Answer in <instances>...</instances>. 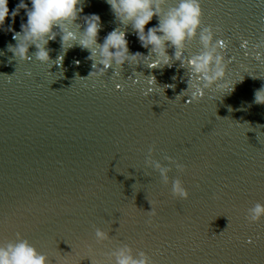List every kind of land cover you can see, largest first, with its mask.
<instances>
[{
	"label": "water",
	"instance_id": "water-1",
	"mask_svg": "<svg viewBox=\"0 0 264 264\" xmlns=\"http://www.w3.org/2000/svg\"><path fill=\"white\" fill-rule=\"evenodd\" d=\"M19 2L9 0L10 11ZM176 3L168 0L165 11ZM201 5L202 27L222 29L215 38L226 44L228 67L198 102L179 60L157 68L148 60L114 64L97 78L87 77L90 53L79 46L62 65L14 57L8 45L17 42L7 29L21 31L26 9L15 23L9 15L0 28V240L20 233L52 264L107 261L122 244L147 252L156 264H264V218L246 220L248 208L264 203V104L254 102L264 87V55L256 58L264 53L257 47L264 45V0ZM83 8L81 25L86 15L101 17L99 43L121 28L131 53L149 54L107 0H83ZM158 23L153 17L146 30ZM60 39L47 46L52 60L62 52ZM201 50L197 36L184 55ZM35 51L33 45L29 54ZM153 75L159 87L146 95ZM225 83L230 92L219 86ZM153 144V159L168 165L164 157L172 156L187 166L180 172L172 165L169 173L170 180H183L187 200L174 198L171 182L164 185L146 164ZM150 200L155 217L147 212ZM96 228L111 239L96 243Z\"/></svg>",
	"mask_w": 264,
	"mask_h": 264
},
{
	"label": "clouds",
	"instance_id": "clouds-1",
	"mask_svg": "<svg viewBox=\"0 0 264 264\" xmlns=\"http://www.w3.org/2000/svg\"><path fill=\"white\" fill-rule=\"evenodd\" d=\"M107 3L122 25H131L142 46L149 49L148 55L139 51L131 53L126 30L121 28L109 32L104 42L99 43L98 37L101 30L99 15L84 16L86 27L77 22L84 11L83 0H31L30 7L25 0H20L12 11L9 9V0H0V28H4L9 15L15 23V17L20 10L26 9L27 21L21 24V31L17 32L11 26L7 29L14 33L13 39L17 42L14 45H8V51L12 52L14 57L26 61L34 57L40 62L55 61L53 64L62 65L67 51L79 46L90 53L88 59L92 61L93 70L87 77L97 78L106 75L108 69L114 64L122 68L125 62L139 64L142 60H148V67L157 68L171 67L175 60H179L182 61L181 66L187 68L190 73L187 90L193 89L191 99L197 102L203 98V88H211L226 77L228 64L222 52L226 44L223 40L215 38L216 32L222 29L217 26L214 30L211 25L202 27L204 11L201 0H177L175 5L167 8V11L165 6L168 0H107ZM153 17L158 18V25L146 30V25ZM57 36L61 37L62 52L55 60H52L47 46ZM197 36H199L202 50L194 55L185 56L188 41L196 39ZM33 45L36 51L30 55L29 49ZM261 46L264 45H257V47ZM169 47L175 48L174 56L168 54ZM152 54H155V59H152ZM262 55L264 53H256V58L260 59ZM147 78L150 87L146 95L158 86L154 75ZM219 86L228 89L226 92H230L233 87L229 88L228 83ZM122 87L121 84L116 85L117 89ZM165 87H174V85H165ZM254 102L264 104V87L256 90ZM155 151L156 146L153 144L148 149L146 164L160 173L164 185L171 182L170 192L174 198L187 200L190 197V191L185 187L183 180L180 178L170 180L169 176L172 165H175L180 172H184L187 166L172 156L164 157L169 161L168 165L162 164L159 160L153 159L152 154ZM150 203L152 208L147 212L150 217H155L157 215L155 202L150 200ZM262 218H264V203L257 202L253 207L248 208L246 220L249 224L258 223ZM148 223L151 224L152 220L149 219ZM16 236V240H0V264H52L48 255L41 253L28 239L22 238L20 233ZM94 236L98 244L111 239L109 232L101 228L95 229ZM89 251H93L91 246ZM107 256V261L93 260L91 256L89 257L92 259V264H156L147 252L140 250L137 254L129 244L120 245L107 253Z\"/></svg>",
	"mask_w": 264,
	"mask_h": 264
}]
</instances>
